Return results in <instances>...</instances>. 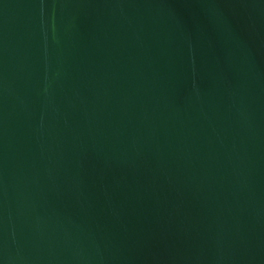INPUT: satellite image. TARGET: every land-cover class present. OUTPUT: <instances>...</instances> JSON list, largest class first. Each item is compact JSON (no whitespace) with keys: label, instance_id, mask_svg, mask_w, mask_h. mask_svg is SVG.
<instances>
[{"label":"water","instance_id":"water-1","mask_svg":"<svg viewBox=\"0 0 264 264\" xmlns=\"http://www.w3.org/2000/svg\"><path fill=\"white\" fill-rule=\"evenodd\" d=\"M0 264H264V0H0Z\"/></svg>","mask_w":264,"mask_h":264}]
</instances>
